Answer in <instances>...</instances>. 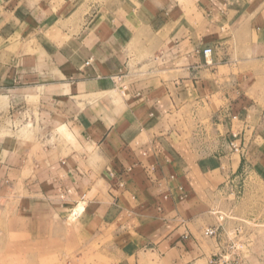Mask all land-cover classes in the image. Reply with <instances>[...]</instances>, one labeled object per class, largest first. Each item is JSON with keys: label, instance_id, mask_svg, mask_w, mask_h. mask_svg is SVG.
<instances>
[{"label": "crops", "instance_id": "1", "mask_svg": "<svg viewBox=\"0 0 264 264\" xmlns=\"http://www.w3.org/2000/svg\"><path fill=\"white\" fill-rule=\"evenodd\" d=\"M242 178L263 190L264 0H0V264H208Z\"/></svg>", "mask_w": 264, "mask_h": 264}, {"label": "rangeland", "instance_id": "2", "mask_svg": "<svg viewBox=\"0 0 264 264\" xmlns=\"http://www.w3.org/2000/svg\"><path fill=\"white\" fill-rule=\"evenodd\" d=\"M239 180L235 191L236 196L227 200V204L234 203L233 205L239 206L240 215L236 216L233 235L231 239H228L226 250L223 253L230 257L233 264H264V188L261 191L258 186L257 190L250 191L249 184H259L260 181L246 180V178ZM242 199H245L244 202L241 201ZM82 208V206L78 207V213L82 211ZM233 215L227 214L226 216H229L231 220ZM84 254H67L60 257V261H49L48 264H101V258L98 255ZM0 261L3 262V260Z\"/></svg>", "mask_w": 264, "mask_h": 264}, {"label": "built area", "instance_id": "3", "mask_svg": "<svg viewBox=\"0 0 264 264\" xmlns=\"http://www.w3.org/2000/svg\"><path fill=\"white\" fill-rule=\"evenodd\" d=\"M204 55L206 58L210 57L212 55V50L211 49H207L204 51ZM230 146L237 150V146L234 143H231ZM78 207H80L79 205L75 208V210L73 211V215H78ZM78 213V214H77ZM225 216L224 215H220L219 217V221L222 222L224 221ZM219 230V226L218 227H213V228H208L207 230H205V236L207 237H215L217 232ZM224 252V251H223ZM221 252L215 256H213L211 258V260L209 261L208 264H233V262L231 261L230 257L227 255H224V253ZM226 253V252H225Z\"/></svg>", "mask_w": 264, "mask_h": 264}]
</instances>
